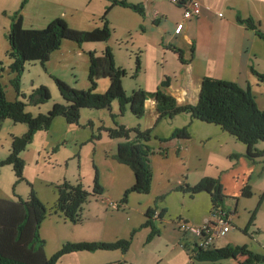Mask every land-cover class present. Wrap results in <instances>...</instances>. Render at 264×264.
I'll list each match as a JSON object with an SVG mask.
<instances>
[{
	"label": "crops",
	"instance_id": "1",
	"mask_svg": "<svg viewBox=\"0 0 264 264\" xmlns=\"http://www.w3.org/2000/svg\"><path fill=\"white\" fill-rule=\"evenodd\" d=\"M70 1L73 2V8H68L69 6L63 4L61 6L64 8L62 12L58 16L51 18L49 24L58 18H62L73 29L92 31L97 28H102L103 24L101 19L107 10L110 9L107 20L112 34L110 40L105 42V45H97V47L96 45H79V47H76V45L67 44L69 51L63 52L59 50L56 59L68 61L67 56L72 58L77 56L89 65V52H97L100 55L109 47L114 53L116 65L128 74L123 79V86L127 94H129L128 89H131L129 75L131 74L132 77L133 73L137 71V60L139 59L140 70L133 88L138 87L147 92H155L162 86L163 82L169 80V86L165 89V92L174 97L179 105L195 106L199 103L204 79L210 78L235 83L243 90H249L258 107L264 110V84L254 74L257 72L264 75V39L260 38L255 30L239 22V19L252 20L256 25L258 24V28L264 33V0H186V2H198L202 5L201 16L190 20H184L182 8L170 3L168 0H119L142 7L144 10L143 15L131 9L113 5L111 0ZM23 18L25 23V17L23 16ZM52 56L46 63L47 67L52 64ZM99 82L101 84L99 92L101 93L106 91L110 86L109 81V83L101 80ZM145 108L146 115L143 119L138 120L135 117H128L130 118L128 121L126 119L123 120L124 125L128 128L139 125L142 130L154 131L159 128L162 122L170 121L169 119L159 121L155 100H148ZM180 116L184 117H179L180 119H177L178 117L174 118V123L171 125V128L166 130L167 133L170 132V135L167 137H170L177 129L189 127L191 141L197 142V145L192 146L194 150L191 154V159L199 161L202 166L220 165L222 161H225L228 164L229 170L232 166L235 168L233 176L239 172L241 173L240 170L238 172V167L241 163L248 166V168L250 167L246 161L241 160L246 154L247 148L239 145L233 136L217 126L194 120L188 114H182ZM176 120L179 121L175 123ZM165 138L163 137L162 139ZM179 141L181 140H175L171 143L175 144V149L181 154L182 160L183 157H187V154H182V150L189 153L187 146L189 143ZM115 142L118 147L122 141L115 140ZM195 146L202 150L201 153L199 151L195 153L197 149ZM117 147L115 151L111 152L110 157H108V164L114 171V176L110 179V192L107 193L106 186L103 182L105 192L101 197H98L101 203H96V212L92 214V217L88 218L89 225L87 223L84 225L87 227L90 226L91 235H94L88 241L105 243L121 241L120 239L124 237L120 234L121 230L125 231V233L130 232L131 234L134 231H138L147 222L146 213L150 208L155 209L158 214L165 210L166 214L160 221H153L154 226L159 230V235L149 243L152 244L161 238H166L167 249L178 250L182 254L184 264H192L193 261H189L187 253L191 255L197 249V243L196 241L191 242L192 240L185 239L179 230L178 223L182 221L194 225H201L207 219H214L212 198L205 192L195 195V197H190L194 200L201 197L206 198L208 204L207 210L199 215H192L187 210L186 212H178L176 216H171L170 213L172 210L168 200L172 193H180L177 190L179 185L189 182L188 185L193 186L204 179L205 176H202L203 171L196 168L194 171L195 178L192 180L189 177L187 183L183 182L181 178V180H178L179 182L175 181L177 184H172V177L163 175L158 183L154 179L152 191L149 194L152 195L150 200L145 202L141 199L137 204L138 208L130 207L132 204L129 203L127 206H123V204L118 205L120 206L118 207L119 209L114 210L115 207L111 209L107 205L112 203L116 206L112 199L120 201L125 193L115 198L114 192L126 191L135 183V176L132 170L114 160L113 156L116 154ZM152 148H154V158L151 157L150 162L155 178L158 172L155 168L157 164L163 166L168 160L170 143L167 145L160 144ZM257 148L264 151V146L261 147L259 145ZM163 149H166V152ZM237 156L239 160L237 163H234L233 159ZM205 161H207L206 164ZM226 171L228 170L218 169L216 173H224ZM211 176L218 177V174ZM220 177L223 186H225V176L221 174ZM105 182L108 184L109 180ZM262 191L264 192V188ZM181 201L184 202L185 199L182 198ZM241 203L240 197L236 209L233 211V213L236 212V217L232 219V229L225 238L218 242L216 248L220 249L227 245H239L230 234L234 229L233 221L240 215L238 207ZM222 209L227 213H232L229 208L225 209L222 206ZM132 210L139 211L143 219L134 222L133 217H131ZM115 216H117L116 218L118 220L114 219ZM167 217H171L173 220L168 221L172 222L169 223L168 227L165 226L167 224ZM119 218H123L121 222H119ZM161 226L163 229H161ZM258 227L252 226L249 231L253 233L254 230H258ZM143 229L146 232L147 238L145 235L142 237V245L146 246V239L148 240L152 230L149 227ZM258 231L260 232V229ZM168 232L171 233L169 234ZM122 240H126V238ZM182 241H184L183 243L185 245L181 244ZM245 246L248 247L247 244ZM182 248H185V251ZM116 252L122 254L119 251ZM127 255L129 256V253L125 256L127 258H125L126 262L118 260L120 261L118 263L127 264L129 262ZM149 255L147 253V257ZM81 258L88 259L89 257ZM150 259L153 263L163 262V257L160 252L158 256L151 257ZM229 260L233 262L232 259ZM239 261L243 262L244 259L240 258L235 263L238 264ZM102 262L103 264H112L111 258L107 256L103 258ZM203 263L206 262L195 261L193 264Z\"/></svg>",
	"mask_w": 264,
	"mask_h": 264
},
{
	"label": "trees",
	"instance_id": "2",
	"mask_svg": "<svg viewBox=\"0 0 264 264\" xmlns=\"http://www.w3.org/2000/svg\"><path fill=\"white\" fill-rule=\"evenodd\" d=\"M111 1L113 5L144 14L140 6L119 0ZM185 2L186 0H180V5L183 6ZM109 11L110 9L101 19L102 28L92 31L73 29L62 18L54 20L43 30L26 29L23 15L21 12L16 13L11 20L8 38L12 51L10 57L14 61L9 70L17 75L11 81V85L17 91L18 97L21 96V75L26 64L39 62L45 66L51 55L60 49L64 41H71L80 46L85 43L108 42L112 34L107 20ZM239 22L255 30L258 36L264 39V33L260 31L258 24L256 25L252 20L239 19ZM88 56L89 90H76L63 80L53 77L66 104H56L48 114H40L36 117L26 112L27 103L21 100H8L6 87L2 83L6 69L0 62V135L7 120L28 126V132L24 136L14 138L13 150L9 158L0 162V168L5 165L13 166L19 181L24 180V162L20 155L34 142L38 133L48 132L58 117H63L69 125H79L83 109L111 110L114 101L119 102L122 114L129 107L132 115L138 120L145 117V104L152 99L157 104L159 121L188 114L194 120L217 126L247 147L245 157L250 163L264 164V151L257 148L261 142L264 143V110L258 107L249 90H243L235 83L206 78L203 81L199 103L195 106L179 105L174 97L168 95L165 89L169 86V80L163 82L155 92L137 89L131 96H128L123 86V79L127 76V72L116 65L112 49L108 47L100 55L97 52H89ZM139 70L140 61L138 59L136 74ZM254 74L264 84V75L257 72ZM102 79H108L110 86L106 93L98 94L96 90ZM30 97V102L38 105L50 100L51 93L47 87L42 86ZM116 117L112 114L115 127L107 130L112 140L122 141L113 158L118 163L129 167L135 176V184L127 191L126 198L123 200L126 203L129 193L148 195L152 191L154 175L150 159L154 155V148L150 146V142L153 130H142L139 125L128 128L117 123ZM190 138L188 127H185L175 130L169 138L160 139V142L162 145H167L175 140H189ZM163 151L166 152V149ZM57 189L59 199L55 205L56 212H62L73 224L82 222L83 207L88 197L92 195L98 198L104 193L97 170L92 194L84 190L82 185L73 186L69 182L58 186ZM177 190L192 197L203 192L208 193L212 198L213 209H222L226 199L222 183L214 178H205L195 186L183 184ZM242 195L245 198H251L253 196L251 186H245ZM14 197L16 200L0 198V264H57L64 256L76 252L121 250L123 254H127L137 232L132 233L131 239L115 243H68L54 256L48 258L46 243L40 235L41 226L49 214L47 206L38 198L33 189L27 199L15 194ZM263 201L264 196L261 198L259 208ZM165 214V210L159 214L153 208L147 211L148 220L141 228L149 227L152 230L148 243L159 235V230L154 226L153 221L161 220ZM255 215L254 211L249 224L243 231L245 234H248L250 228L254 226ZM235 257L244 259L241 264L264 263V256L254 253L247 246L232 245L212 251L198 249L191 260L214 263Z\"/></svg>",
	"mask_w": 264,
	"mask_h": 264
},
{
	"label": "rangeland",
	"instance_id": "3",
	"mask_svg": "<svg viewBox=\"0 0 264 264\" xmlns=\"http://www.w3.org/2000/svg\"><path fill=\"white\" fill-rule=\"evenodd\" d=\"M63 4L69 6L68 8H73V2H71L70 0H0V62L4 64V67L6 69V72L3 74L2 83L6 87L8 100H21L27 103L26 112L31 113L35 117L40 114H48L56 104H66L65 100L60 95L53 77L63 80L69 86L76 90H89V65L87 63H84L80 58L74 55L73 58L67 56L68 61L56 59V55H58L57 53H59V50L63 52L69 51V44L79 47V45L74 42L64 41L60 49L55 51L53 56L51 55L53 61L49 67H47V64L43 66L41 63L37 62L26 64L21 75V96L18 97L17 91L11 85V81L17 75L9 70L10 66L14 62L13 58L10 57L12 51L8 38L11 20L16 13L21 12V14L25 17L24 27L26 29L43 30L47 28L49 20L51 18L58 16L62 12V9L64 8L61 6ZM82 45H96L97 47V45H105V43ZM129 77L131 89H128L129 94L127 95L131 96L135 90L141 88H133V85L136 84L137 79L136 71L133 73L132 77L131 74L129 75ZM101 81L108 82L109 80L105 79ZM100 85L101 84L99 82L96 93H106L108 89L106 91H103L102 93L99 92L101 89L99 88ZM42 86H45L49 89L51 93V99L38 105L32 104L30 102V96L34 93V91L38 90ZM112 114L117 116L116 121L120 125H124V119L128 121V119H130L128 117H134L132 116L129 107L124 113L125 115H128L125 116L124 114H122L118 101H114L112 103L111 110L106 109L99 111L92 109H83L81 111V119L79 125H69L63 117H58L54 120L51 129L48 132L38 133L35 136L34 142L29 145L26 151H24L20 155L24 162L23 181H19L13 166L5 165L0 168V198H9L16 200V198L14 197L15 194L18 197L27 199L29 198L33 189L38 198L47 206L49 214L47 215L41 226L40 233L42 239L46 243V254L48 258L54 256L58 251L62 249L65 244L89 242L88 239L91 236H94L91 235L92 232L89 229L90 226L87 227L84 225L86 223L87 225H89L88 218L92 217V214L96 212V203H101V200H98V198L90 195L88 197L87 203L83 207L82 222L79 224H73L65 217L62 212H56L55 205L57 204V201L59 199L57 187L63 185L65 182H69L73 186L82 185L84 190L92 194L97 170L100 176V183L102 187L104 188V182L107 193L110 192V179L114 176V171L108 164V157H110L111 152L115 151L117 147V143L115 142V140H112L110 138L109 132L107 131L108 129H112L115 127V122L112 119ZM177 117V119H180L179 117L184 116L179 115ZM169 120L170 121L162 122L159 128L153 131L152 140L150 142L151 147L159 146L161 144L160 139L170 135V132L167 133L166 130L171 128L174 120ZM178 121L179 120H176L175 123H177ZM188 130L190 132L189 127ZM27 132L28 126L25 124L14 123L12 120H7L4 123L0 135V162L6 161L11 155L13 150L14 138H20ZM191 139L179 141L182 143H189L187 144L189 153L182 150L183 155L187 154V157H183L182 160L181 154L178 150L175 149V144L170 143L168 160L165 162V164H167L166 166L165 164L163 166L157 164L155 168L158 172L156 174V177L153 178V181L155 179L158 183L164 175L172 177V184H177L175 183V181L179 182L178 180H181V178L183 179V182L187 183L189 177H191L192 180L195 178L194 171L196 168H199L201 171H203L202 176H205V178L219 179L222 183V179L220 176L221 174H223V176H225V186L223 187L226 199L224 200L222 206L225 209L229 208L230 212L233 213V211L236 209V205L240 197L242 202L238 207L240 215L236 218L235 221H233L234 229L230 236L235 238V241L240 245V247L247 244L248 248L254 253L259 255L264 254V201L261 205L262 208H259L261 198L264 196V192L262 191L264 188V164H251L250 162H248L244 155L243 159L241 160L246 161L248 165H250V167L248 168V166L241 163V165L238 167V172L240 170L241 173L239 172L234 176L233 173H235V168H233L232 166V168L229 170L228 164L225 161H222L220 165L202 166L199 161L191 159V154L194 150L192 146H194L195 144L197 145V142H193V140L191 141ZM238 143L242 147L245 146L241 142ZM259 145L262 147L264 146V143L261 142ZM196 148L197 149L195 150V153H197V151L201 153L202 150L198 147ZM152 158H154V155L152 156ZM238 160V158L233 159L234 163H237ZM206 163L207 161H205V164ZM200 166H202L203 168ZM218 169L228 171L224 173H216ZM207 173L208 175L206 176ZM215 174H218V177L211 176ZM108 180L109 183L106 184L105 181ZM247 185L252 186V192L254 195L251 198H245L242 195V190ZM132 187H130L128 190H130ZM128 190L123 192H114L115 198H118L122 193H125L120 201L112 199L116 206L110 203V205H107L108 208L110 207L112 209L113 207H115L114 210H118V207H120L118 205L123 204V206H127L129 203L132 204L130 207L138 208L137 204L141 199L146 202L147 200H150L152 196L149 194L145 195L133 192L128 194L127 202L122 203L126 198ZM190 197L192 196H190L189 194H184V192L172 193L171 197L168 200V203L171 205L172 210L170 215L176 216L178 212H186L187 210H189L192 215H199L200 213L207 210L208 204L206 198L201 197L194 200ZM182 198L185 199L184 202L181 201ZM214 210L215 209H213L212 211ZM254 211L256 214L254 226H259L258 230L260 229V232L258 230H254L253 233L249 231L248 234H245L243 230L249 224ZM131 215L134 222H138L143 219V216L139 213V211L132 210ZM116 217L117 216H115L114 219L118 220ZM122 219L123 218H119V222H121ZM157 221L160 220L158 219ZM168 221L173 220L171 219V217H167V224H165L166 227H168L169 223H172ZM77 225L81 226L75 227ZM162 226L161 229H163ZM142 230L144 229L140 228L131 241V245L128 250L129 256L127 255L129 262L127 261V264H184L182 254H180L178 250L175 251L171 248L167 249L166 238H161L152 244L148 243V240L146 239L147 244L146 246H143L142 237L145 235V237L147 238V236L145 230ZM168 233L170 234L171 232ZM181 233L185 237V239L192 240L191 242L196 241L197 244L201 242L200 238L194 237L189 234H186L185 236L183 232ZM120 234L124 236L120 240L125 238L126 240H129L132 236L130 232L125 233V231L123 230H121ZM183 242L184 241H182L181 244L185 245ZM223 242L225 243V241ZM182 249L183 251H185V248ZM215 249L219 248L212 247L206 249V251H212ZM117 251L122 253L121 250ZM179 251H181V249H179ZM159 252L163 257V262L153 263L150 258L158 256ZM76 253L79 254L71 253L67 255V257L64 256L58 261L57 264H103L102 260L105 256L111 258L112 264H119L118 262L120 261L118 260L126 262L127 259L125 257L126 254H119L116 251ZM147 253L150 254L148 257ZM187 255L190 261L192 256L189 255V253H187ZM81 257L89 258L87 259ZM69 259L72 260L69 261ZM238 259H240V257L232 258L233 262H230V260L228 259L214 263L206 262L203 264H234ZM194 262L195 261L193 260L192 264ZM241 263V261L238 262V264Z\"/></svg>",
	"mask_w": 264,
	"mask_h": 264
},
{
	"label": "built area",
	"instance_id": "4",
	"mask_svg": "<svg viewBox=\"0 0 264 264\" xmlns=\"http://www.w3.org/2000/svg\"><path fill=\"white\" fill-rule=\"evenodd\" d=\"M168 1L182 8L184 20L198 18L202 14V5L198 2H185L182 6L180 5V0ZM234 217H236V212L227 213L223 209L217 208L213 211L214 219H207L201 225L180 221L178 226L181 232L185 235L189 234L201 239V242L196 244L197 249L191 253V256L194 257L198 249L206 250L212 247L216 248L218 242L230 233L232 229V219Z\"/></svg>",
	"mask_w": 264,
	"mask_h": 264
}]
</instances>
